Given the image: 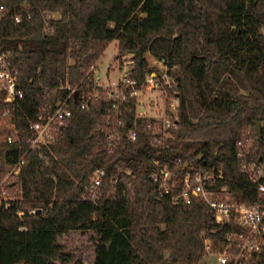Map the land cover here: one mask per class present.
I'll return each mask as SVG.
<instances>
[{"label": "trees", "instance_id": "16d2710c", "mask_svg": "<svg viewBox=\"0 0 264 264\" xmlns=\"http://www.w3.org/2000/svg\"><path fill=\"white\" fill-rule=\"evenodd\" d=\"M59 16L37 15L2 24L20 77L32 82L19 105L2 119L25 127L40 111L54 107L69 82L81 93L93 85V65L116 41L117 58L133 53L131 76L143 81L152 67L150 52L178 80L180 123L169 146L151 143L148 118L137 117L139 138L123 134L105 147L114 124L102 96L89 109L71 98L74 118L63 128L49 163L36 149L17 148L6 162L27 151L18 183L22 197L0 210V264H67L72 260L59 238L73 230L94 232L93 264L200 263L204 237L221 245L228 225L214 221L208 204L159 196L150 173L154 159L202 155L222 169L239 200L257 192L242 171L238 141L264 121V0H40ZM145 13L146 15H142ZM133 100L118 115L133 121ZM25 143V142H24ZM190 149L193 151L190 152ZM264 157V133L254 142ZM252 158V155H250ZM104 168L98 197L86 198L94 172ZM130 170V174L126 170ZM42 207V213L30 209ZM18 209H24L19 215ZM24 225L26 229L20 227ZM255 264H264V244Z\"/></svg>", "mask_w": 264, "mask_h": 264}, {"label": "built area", "instance_id": "2783aa9c", "mask_svg": "<svg viewBox=\"0 0 264 264\" xmlns=\"http://www.w3.org/2000/svg\"><path fill=\"white\" fill-rule=\"evenodd\" d=\"M40 0H0V210L11 209L13 200L22 197V189L18 183L26 153L8 164L7 154L17 148L36 149L44 162L51 161L54 154L53 146L62 135L63 128L74 118L71 108V98L79 99L81 108L89 109L102 96L110 102V111L115 114V121L106 131L105 147L114 149L123 134L135 141L139 138L137 117H146V128L150 140L156 146H169L168 139L180 123L181 100L178 95V80L173 73H179L177 66H168L164 61L156 59L151 65L152 70L146 74L143 81L131 76V69L135 66L133 53H125L121 57L123 65L119 76L113 83L105 86L100 74L93 75V85L87 90L79 91L69 82H61L57 87L66 89L68 94L55 102L51 109L40 111L37 119L30 120L25 127L18 126L17 121L2 119L19 105L25 97V90L32 79L24 81L20 71L11 59V48L3 40L2 24L11 19L17 23L31 19L37 15L45 20L59 16L58 11L43 9ZM149 61V60H148ZM95 69V65L92 66ZM109 76L110 74L107 73ZM159 90L162 99L156 103L154 112L142 111L147 104L143 98L144 91ZM133 100L136 107L135 119L131 122L118 115L128 103ZM149 107H152L149 106ZM261 122L262 135L264 121ZM256 132L250 128L247 136L238 141V155L241 160L242 171L250 179V186L257 192L256 200H239L228 183L222 169L209 167L202 163V155L190 158L177 157L172 160L154 159L151 177L155 182L156 193L159 196L169 195L172 202L190 204L194 196L205 201L213 214L214 221L220 225H228L230 229L225 233L221 245H216L212 237H204L205 254L212 259L208 264H255L264 244V157L257 155L254 149ZM25 142V143H24ZM252 155V158H250ZM130 174V170H126ZM107 172L104 168L97 169L91 177L89 191L86 198L96 199ZM24 209H18L22 215ZM31 213H42V207L30 209ZM21 229H26L22 225Z\"/></svg>", "mask_w": 264, "mask_h": 264}, {"label": "rangeland", "instance_id": "374dc122", "mask_svg": "<svg viewBox=\"0 0 264 264\" xmlns=\"http://www.w3.org/2000/svg\"><path fill=\"white\" fill-rule=\"evenodd\" d=\"M117 45L116 41H112L106 51L105 54L98 60L95 65V69L93 70V75L100 74L102 76L103 83L105 86H109L113 83L114 79L119 76V73L122 69V57L117 58ZM146 57L149 60L150 65L155 68H159V65L155 64V57L149 52L146 53ZM108 72L110 75L106 74ZM143 100L147 103L145 104V108L142 111H147L148 113L154 112L157 108L155 107L156 103H158L162 99V94L159 90H151L144 91L142 94ZM152 107H149L151 106ZM193 149H190V152ZM94 232L92 231H80L73 230L59 238V242L63 244L65 250L72 255V260L67 264H93L95 257V244L92 240ZM212 257L210 255L204 254L200 263L197 264H208ZM17 264H24L23 262ZM161 264V263H155ZM178 264H196V263H178Z\"/></svg>", "mask_w": 264, "mask_h": 264}, {"label": "water", "instance_id": "95a60500", "mask_svg": "<svg viewBox=\"0 0 264 264\" xmlns=\"http://www.w3.org/2000/svg\"><path fill=\"white\" fill-rule=\"evenodd\" d=\"M256 132H257L258 137L260 138L262 136V128H261L260 121L256 122Z\"/></svg>", "mask_w": 264, "mask_h": 264}, {"label": "crops", "instance_id": "0c3cea01", "mask_svg": "<svg viewBox=\"0 0 264 264\" xmlns=\"http://www.w3.org/2000/svg\"><path fill=\"white\" fill-rule=\"evenodd\" d=\"M142 15H146V14H145V13H142ZM117 51H118V48H117ZM117 51H116V52H117ZM149 53H150V52H149ZM150 54H151V53H150ZM153 56H154V55H153ZM154 57H155V56H154ZM155 58H156V57H155ZM147 59H148V58H147ZM156 59H158V58H156ZM156 59H155V60H156ZM107 73H108V72H106V74H107ZM152 264H155V263H152Z\"/></svg>", "mask_w": 264, "mask_h": 264}]
</instances>
